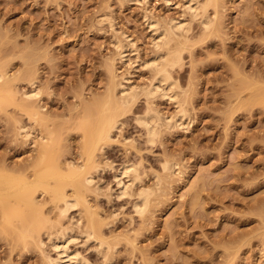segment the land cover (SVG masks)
Masks as SVG:
<instances>
[{"label":"rangeland","instance_id":"rangeland-1","mask_svg":"<svg viewBox=\"0 0 264 264\" xmlns=\"http://www.w3.org/2000/svg\"><path fill=\"white\" fill-rule=\"evenodd\" d=\"M185 1L0 0V73L15 104L39 112L53 132L62 168L80 163L79 128L93 102L107 99L113 87L119 95V84L150 88L154 73L144 65L157 50L146 19L165 28L170 21L191 24L181 67L171 74L187 122L177 128L163 122L149 145L135 117L150 107L171 121L178 105L158 95L146 100L139 91L118 118L114 140L97 154L103 171L92 174L101 192L87 201L108 249L78 237L79 210L61 222L76 228L69 247L89 264H264V0H217L207 10L213 28L204 36ZM114 38L132 43L122 60ZM35 89L38 98L26 101L24 93ZM24 124L35 139L23 138ZM40 129L10 101L1 106L0 175L30 173ZM123 163L139 170L134 194L151 190L143 217L134 213V195L116 196L113 175ZM164 163H171L168 170ZM35 197L50 220L38 228L44 246L3 229L0 216V264H45V253L54 256L45 235L57 211L47 194Z\"/></svg>","mask_w":264,"mask_h":264},{"label":"bare ground","instance_id":"bare-ground-1","mask_svg":"<svg viewBox=\"0 0 264 264\" xmlns=\"http://www.w3.org/2000/svg\"><path fill=\"white\" fill-rule=\"evenodd\" d=\"M185 4L184 8L192 20L197 19L198 21L200 19L202 36L208 34L213 28V20L209 19L206 13L209 11V7H216L217 0H202L201 2L199 0H186ZM149 18L146 21L151 28L149 29L152 30V33L154 32L153 38L155 41L153 43L154 48L157 50V54H153L154 56L152 55L151 61H148L150 63H144V66L150 68L154 73L151 86L146 91L143 88L137 91V88H132L134 86L130 85L131 87H127L126 89L119 84V87H121L119 95L114 93L117 90L113 87L107 99L102 102L95 101L86 109L87 117L81 122L79 128L82 131V153L79 154L80 163L71 161L65 164V168L61 167L58 149L53 139V132L43 127V118L39 112L30 110L24 105L15 104V93H13L7 84L5 76L0 73V108L4 103L10 101L12 105L19 107L27 114L31 125L41 128L38 131L39 134L35 135L37 137L33 143L37 147V161L34 166L29 168L30 173L28 175L21 174L18 177L0 175L1 225L5 230L7 228L11 229L17 238L21 240L32 239L34 244L41 249L44 246V242L39 238L38 228L50 222V220L42 216L41 206L37 202L35 195L39 190L43 194H47L50 201L54 204L53 208L57 211V217L50 223L49 233L45 235L48 237L49 248L54 252V256L52 257L50 254L47 255L45 253V264H89L83 256H80L79 253L71 250L69 247L71 242L76 241L74 238L76 234H72L76 228L79 230V234L77 231L78 237L82 235L86 241L97 243V248L105 247L106 249L108 247L100 229L95 225L98 219L97 213L93 211V208L87 201V194L94 193L96 197L99 195L100 189L97 187L98 185L96 186L93 178L94 173L102 170L96 160L97 154L114 140H112L114 136L111 137V134L114 129H118V118L125 113L127 107L140 95L139 91L145 96L146 100L156 98L158 95L160 98L167 97L178 105L176 115L174 114L175 116L170 117L172 118L171 121H169V117L167 119H164L166 117L161 118L159 113L153 112V109L151 110L150 107L146 111L144 110L145 112L142 115L135 117L137 124L145 130V140L149 145L154 144L157 128L163 122L168 128H177L180 127L183 121L188 119L187 111L183 107L184 103L179 101L180 94L176 91L177 84L171 74L174 69L181 67L182 52L185 49L184 44L188 39L187 35L191 32V24L189 25V22L185 24L186 22L183 20L178 22L170 21L165 28L161 27L157 22L151 21V18ZM114 40L115 38L113 42H115L114 47L117 50V58L122 60L125 58L127 47H133L132 43L128 42L129 39L127 37L122 39L128 40L125 44L123 43L125 41ZM131 48L129 50L133 49ZM112 60L114 62V59ZM36 91H31L32 94L29 92V95L24 93L25 100L38 98L39 90L37 89ZM261 100L264 102V96H261ZM25 125H18L19 130H21L20 133H23V138L29 139L30 136L33 137L32 133L35 129L26 127ZM126 164L121 165L118 168L119 170L116 169L117 171L113 175L115 184L118 187L117 190L119 191V194H116V196H120L119 198H121L126 194L128 196L134 195V213L143 217L147 211L151 190L139 187L141 189H136L138 191L135 194L133 193L134 190L132 191V189H134V185L137 186L136 184L140 183L137 173L139 170L135 164ZM170 164L164 163L161 167L163 170H168ZM172 166H170V169ZM128 190L132 191L133 194L128 193ZM76 209L80 213L79 220L75 223L76 228L72 229L74 227L63 226L61 224L62 220L67 217L69 212ZM84 217L86 218L85 226L81 228V221ZM68 219L66 218L65 221L68 222ZM51 229L56 231H51ZM102 250L104 249L102 248Z\"/></svg>","mask_w":264,"mask_h":264}]
</instances>
